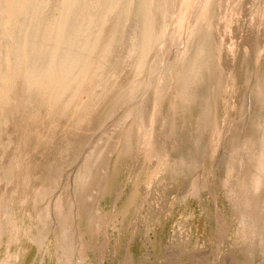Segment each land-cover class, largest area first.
<instances>
[{"label":"rangeland","instance_id":"1","mask_svg":"<svg viewBox=\"0 0 264 264\" xmlns=\"http://www.w3.org/2000/svg\"><path fill=\"white\" fill-rule=\"evenodd\" d=\"M131 1L119 41L113 44L108 32L116 11L106 15L103 42L112 48L108 62L99 64L91 82L65 107L63 101L52 103L53 92L43 94L35 83L27 87L26 68L10 69L20 66L11 52L21 49L23 43L14 39L21 32L27 44L35 38L51 45L54 39L42 37L46 23L64 14L72 2L33 0L26 13L12 18L8 13L10 20L6 0H0V73L7 69V77L0 75L5 89L0 93L7 96L0 100V225L5 226H0V264H264V155L256 188L254 173L260 168L254 169L246 145L242 149L236 141L245 140L256 126L264 135V0H188L186 11L185 0H151L157 35L141 65L138 53L128 52V42L140 32L144 0ZM82 5L76 7L81 6L82 17L101 14L94 0ZM153 14H159L160 23ZM192 62L195 68L201 64L192 74L198 77L187 80L189 86L183 76ZM124 68L134 75L125 74ZM126 85L129 96L125 92L120 101L113 99ZM4 100H9L6 111ZM23 140L31 142L29 148ZM46 187L47 193L39 196Z\"/></svg>","mask_w":264,"mask_h":264},{"label":"bare ground","instance_id":"2","mask_svg":"<svg viewBox=\"0 0 264 264\" xmlns=\"http://www.w3.org/2000/svg\"><path fill=\"white\" fill-rule=\"evenodd\" d=\"M31 1H33V0H6V4H4L5 6H6V10H7V16H8V19H10V17H9V15H8V13L10 14V16H11V18L12 17H14L15 15L17 16L19 13H22V11L24 12V13H26L28 10H29V8H30V6L31 5H33V4H31L30 2ZM85 0H70V2H72V6L71 7H68V6H65V13L64 14H62L60 17H56V18H54V19H52V20H50V22H48V23H46V27H45V29H44V33L42 34L43 36V38H48V40H51V39H54V41H53V43H51V45L49 44V46H45V45H42V44H40V43H38V41L35 39V38H33V39H31L30 40V43H28L27 44V40L25 39V38H23L25 35H23L22 34V32L19 34V35H17L16 36V38H14V39H16L17 41H20V42H22L23 44L21 45L20 43V46H21V49H19V50H17V49H15L14 51H16L17 50V52H11V54H14V53H16V55H17V58H18V60H16L15 59V63H16V61L18 62V63H20V66H16L15 67V69L14 68H10L11 70L13 69V70H15V71H17L18 70V68L17 67H25L26 68V74H24L23 75V77L25 76V83H27V87L29 86V85H32V84H34V85H37V87H38V90L40 91V89L42 90L41 92L43 93V94H46V93H48L47 91H49V93L50 92H53L54 93V95L52 96V97H54V100H52L53 102V104H55L56 106L58 105L57 103H59V102H61L62 103V101H63V104L65 103V107H67V104L70 102V100H72L75 96H76V94L78 93V91H80V89L86 84V83H90L91 82V79H92V75H93V72L95 71V69L99 66V64H101V62H103L105 59H106V62H108V60H107V58H108V56L110 57V54L107 56L106 54H108L109 53V50H110V43H109V41H107V42H103V38H104V31L105 30H107L106 28H105V25H106V15L108 14V12H111V11H116V16H115V20H114V22H113V25H112V27H111V30L108 32V34H110V36H109V40L112 38V44L115 42V41H119V37H118V35H119V33L121 32V30H122V27H123V21H124V18L129 14V11H130V8H131V5H132V1L131 0H94L95 1V3H96V5L99 7V9H100V13L101 14H98V13H85V14H83L84 16L85 15H87L86 17H82V9H81V6H80V8H76L78 5H80V3H81V5H82V3L84 2ZM157 1V0H156ZM158 1H160V0H158ZM162 1V0H161ZM184 1V0H183ZM3 2V1H2ZM5 2V1H4ZM87 2V1H86ZM136 2V1H135ZM138 2H140L139 0H138ZM151 2V0H144V2H142V4H140L141 5V12H142V16H141V20H142V24H141V28L139 27V29H140V32L139 33H137L136 32V34L135 33H133L132 34V36H131V39H130V41L128 42V40H127V42H128V44H129V50H128V52H131V54H132V52H137L138 53V60H137V62H138V65H141L142 63H143V61H144V58H145V54H146V50L148 49V47L150 46V44L152 45V43H151V41L154 39V36L155 35H157L156 34V29H154V27H153V21H152V14H151V12H150V10H149V7H150V5H149V3ZM61 3V2H60ZM155 3V2H154ZM161 3V2H160ZM208 3V2H207ZM215 3V2H214ZM89 4H91V2H89ZM209 4V3H208ZM65 5V4H64ZM64 5H63V7H64ZM95 5V4H94ZM139 5V6H140ZM163 5V4H162ZM184 6H183V9L182 10H185L186 11V9H187V6H188V0H185L184 1V4H183ZM1 6V5H0ZM83 6V5H82ZM87 6V5H86ZM2 7V6H1ZM0 7V8H1ZM4 7V6H3ZM33 7V6H32ZM134 7H136V6H134ZM152 7H153V5H152ZM154 7H155V5H154ZM158 7V6H157ZM166 7H167V5H166ZM39 8H41V7H38V9ZM68 8H70L69 10H68ZM74 8V9H73ZM76 8V9H75ZM138 8V7H137ZM136 8V9H137ZM170 8V7H169ZM2 9V8H1ZM4 9V8H3ZM136 9H134V11L136 10ZM146 9H148L149 11L147 12V10ZM34 10V9H33ZM95 10H97V9H95ZM145 10H146V12H145ZM152 10V9H151ZM157 10V9H156ZM155 10V11H156ZM32 11V10H31ZM68 11V12H67ZM134 11H133V13H134ZM152 11H154V10H152ZM158 11V10H157ZM184 11V12H185ZM196 11V10H195ZM264 11V10H263ZM135 12H137V11H135ZM159 12V11H158ZM163 12V11H162ZM183 12V11H182ZM182 12H181V15H182ZM183 12V13H184ZM3 14H4V12H2ZM62 13V12H61ZM157 13V12H156ZM203 14H204V12H203ZM202 14V15H203ZM1 15V14H0ZM6 15V14H5ZM98 15H100V17L98 16ZM154 16H155V14H153ZM181 15H180V18H181ZM197 15V14H196ZM206 15V14H205ZM38 16V15H37ZM132 16V15H131ZM135 16V15H134ZM182 16H184V15H182ZM3 17H6V16H3ZM39 17H40V15H39ZM158 18L159 17V14H158V16L156 15L155 16V18ZM204 17V16H203ZM30 18H31V14H30ZM32 18H33V16H32ZM139 18V17H138ZM162 18V17H161ZM21 19V18H20ZM26 19V18H25ZM24 19V20H25ZM6 21H7V19H5ZM11 20V19H10ZM10 20H9V22H10ZM29 20V19H28ZM182 20V19H181ZM13 21V20H12ZM31 21V20H30ZM132 21H134V18H133V16H132ZM131 21V23L133 24V22ZM159 23H160V21H159V18H158V20H157ZM156 21V22H157ZM197 21V20H196ZM8 22V23H9ZM22 22V21H21ZM36 23H35V26L37 27L38 26V23H41V18H40V21H39V19L37 20V21H35ZM135 22V21H134ZM139 22V21H138ZM207 22V21H206ZM26 23V22H25ZM159 23H158V25H156V26H159ZM1 24V23H0ZM5 24V23H4ZM7 24V23H6ZM27 24V23H26ZM25 24V25H26ZM131 24V25H132ZM156 24V23H155ZM205 24V23H204ZM14 25H15V22H14ZM14 25H12L13 27H14ZM131 25H130V27H131ZM199 25V24H198ZM6 26V25H5ZM34 25H33V28L35 27ZM44 26V25H43ZM155 26V27H156ZM31 27V26H30ZM206 27V26H205ZM209 27V26H208ZM1 28V27H0ZM10 28V27H9ZM18 28V27H17ZM26 28V27H25ZM40 28V27H39ZM132 28V27H131ZM134 28V27H133ZM201 28V27H200ZM12 29V28H11ZM11 29H9L8 31H10ZM37 29V28H36ZM135 29V31H136V27L134 28ZM2 30V29H1ZM21 30V29H20ZM130 30V29H129ZM155 30V31H154ZM157 30H158V27H157ZM195 30V29H194ZM197 30V29H196ZM202 30H204V28L202 29ZM12 31H13V29H12ZM22 31H24V30H22ZM25 31H26V29H25ZM35 31V30H34ZM38 31V30H37ZM27 32H28V30H27ZM158 32V31H157ZM200 32H201V29H200ZM198 33L197 35H198V38H199V36L201 35V33H203V31L201 32V33ZM9 34H10V32H8ZM16 33V32H15ZM37 33V32H36ZM4 34V33H3ZM138 34V35H137ZM200 34V35H199ZM15 35V34H14ZM13 35V36H14ZM196 35V34H195ZM0 36H2V35H0ZM28 36V35H27ZM130 36V35H129ZM8 37H10V36H8ZM15 37V36H14ZM127 37H128V34H127ZM2 38V37H1ZM28 38V37H27ZM156 38V37H155ZM198 38H194V39H198ZM201 38H203L202 36H201ZM205 38V37H204ZM9 39V38H8ZM12 39V38H11ZM10 39V40H11ZM127 39V38H126ZM174 40V39H173ZM14 41V40H13ZM17 41H16V44H18L17 43ZM194 41V40H193ZM192 41V42H193ZM197 41V40H196ZM202 41V40H201ZM203 41H205V39L203 40ZM12 42V41H11ZM121 42V41H120ZM191 42V41H190ZM206 42V41H205ZM204 42V43H205ZM42 43V42H41ZM126 43V42H125ZM197 43V42H196ZM201 43V42H200ZM208 43V42H207ZM207 43H206V45H207ZM13 44V43H12ZM15 44V43H14ZM14 44H13V46H14ZM15 44V45H16ZM202 44V43H201ZM17 46V45H16ZM75 46V48L76 49H73V47ZM112 46V45H111ZM168 46V45H167ZM208 46V45H207ZM18 47V46H17ZM2 48V47H1ZM0 48V49H1ZM8 48V47H7ZM191 48V47H190ZM189 48V49H190ZM206 48L207 47H205L204 49L206 50ZM6 49V48H5ZM112 49V48H111ZM164 49V48H163ZM199 49H200V46H199ZM10 50H12L13 51V48L12 49H10ZM99 51V53H98V55H96V56H92L91 55V52H93V51ZM115 50H117V49H115ZM165 50V49H164ZM203 50V49H202ZM201 49H200V53H201V51H202ZM207 50H208V48H207ZM6 51V50H5ZM91 51V52H90ZM90 52V55L88 54ZM107 52V53H106ZM127 52V53H128ZM148 52V51H147ZM205 52V51H204ZM4 53V52H3ZM6 53V52H5ZM4 53V54H5ZM198 53V52H197ZM199 53V54H200ZM7 54L9 55V53L7 52ZM6 54V55H7ZM189 54V53H188ZM199 54H197L198 56H199ZM210 54V53H209ZM7 55V56H8ZM122 55V54H121ZM133 55V54H132ZM204 55V57L205 56H207V55H205V54H203ZM4 56V55H3ZM6 56V57H7ZM12 56V55H11ZM28 56V58H30L29 59V62L26 60V57ZM127 56L129 57L130 56V54H127L126 55V58H127ZM13 57V56H12ZM106 57V58H105ZM134 57V56H133ZM192 57V56H191ZM197 57V56H196ZM201 57V56H200ZM203 57V56H202ZM203 57V58H204ZM210 57V56H209ZM208 57V58H209ZM14 58H15V56H14ZM129 58H131V57H129ZM128 58V59H129ZM188 58V57H187ZM194 58H195V55H194ZM207 58V59H208ZM8 59H9V57H8ZM11 59V58H10ZM58 59H60L59 61H57ZM109 59V58H108ZM132 59V58H131ZM177 59V58H176ZM201 59V58H200ZM199 59V60H200ZM13 60V59H12ZM24 60H25V62L27 63V66H23V62H24ZM125 60V59H124ZM123 60V61H124ZM197 60H198V57H197ZM198 60V62H201V61H199ZM129 61V60H128ZM24 62V63H25ZM105 62V61H104ZM132 62V61H131ZM197 62V66H196V68H195V64L193 63V65H191L188 69H187V71H186V73H185V76H183V83H187V80L189 79V78H191L190 76L192 75V74H194L197 70H195V69H197V67H199L198 65H200L202 62H203V60H202V62L201 63H198ZM125 63H127L126 61H125ZM124 63V64H125ZM133 63V62H132ZM191 63V62H190ZM204 63V62H203ZM202 63V65H204ZM14 63H12V65H13ZM104 64V63H103ZM106 64V63H105ZM124 64L122 65V67L124 66ZM151 64V63H150ZM185 64V63H184ZM7 65V64H6ZM79 65V67L80 66H82L83 65V67H82V69H80L79 71V73L75 76V78L74 79H71L74 75H75V73L74 72H76V70H75V67H77ZM131 65V64H130ZM173 65V67L175 66V64H172ZM189 65V64H188ZM5 66V65H4ZM1 67V66H0ZM12 67V66H11ZM103 67V66H102ZM128 66H126V68H127ZM130 67V66H129ZM128 67V68H129ZM200 67H203V66H200ZM2 68V67H1ZM1 68H0V70H1ZM6 68V67H5ZM100 68H101V66H100ZM99 68V69H100ZM179 68V67H178ZM177 68V69H178ZM4 69V68H3ZM17 69V70H16ZM134 69V68H133ZM167 69V68H166ZM169 69V68H168ZM174 69V68H173ZM7 70V69H6ZM6 70H4V71H6ZM10 70V71H11ZM20 70V69H19ZM120 70V69H119ZM150 70V69H149ZM2 71V70H1ZM1 72L2 73V77H4L5 76V74H4V76H3V73H5V72ZM14 71V72H15ZM21 71V70H20ZM120 71H122V70H120ZM124 71H125V74H126V72H127V74H129L128 73V71H126L125 70V68H124ZM177 71V70H176ZM13 72V73H14ZM18 72V71H17ZM17 72H16V75H17ZM136 72V71H135ZM168 72V71H167ZM180 72V71H179ZM201 72H203V71H201ZM1 73H0V75H1ZM10 74H11V72H9ZM73 73H74V75H73ZM106 73V72H105ZM132 73V72H131ZM165 73V72H164ZM19 74V73H18ZM21 75H22V73H20ZM115 74V73H114ZM113 74V75H114ZM133 74V73H132ZM131 74V75H132ZM195 74H197V73H195ZM9 75V74H8ZM73 75V76H72ZM121 75H122V73H121ZM130 75V74H129ZM130 75V76H131ZM134 75V74H133ZM160 75V74H159ZM263 75V74H262ZM11 76H13L12 74H11ZM99 76V75H98ZM110 76V75H109ZM127 76V75H126ZM125 76V77H126ZM192 76H194V75H192ZM196 76V78L198 77V75H195ZM194 76V77H195ZM1 77V76H0ZM5 77H7V73H6V76ZM14 77V76H13ZM16 77V76H15ZM14 77V78H15ZM121 77V76H120ZM125 77H123V78H125ZM134 77V76H133ZM153 77V76H152ZM13 78V79H14ZM18 78V77H17ZM127 78V77H126ZM166 78V77H165ZM195 78V79H196ZM6 79H8V78H6ZM12 78H10V80H11ZM20 79H21V77H20ZM131 79V78H130ZM135 79V78H134ZM194 79V78H193ZM192 78L190 79L191 81L193 80ZM263 79V78H262ZM0 80H3V79H0ZM5 80V79H4ZM129 80V79H128ZM189 80V81H190ZM6 81V80H5ZM14 81V80H13ZM12 81V82H13ZM17 81H18V79H17ZM95 81V80H94ZM124 81V79L121 81V82H123ZM129 81H131V80H129ZM134 80H132V82H133ZM143 81H144V79H143ZM161 81H162V79H161ZM182 81V80H181ZM180 81V82H181ZM188 81V82H189ZM190 81V82H191ZM264 81V80H263ZM262 81V82H263ZM4 82V81H3ZM12 82H9L10 84L12 83ZM23 82V81H22ZM131 82V83H132ZM145 82V81H144ZM189 82V83H190ZM193 82V81H192ZM191 82V83H192ZM7 83H8V80H7ZM17 83H19V81L17 82ZM127 83H128V81H127ZM126 83V84H127ZM143 83V82H142ZM141 83V84H142ZM154 83V82H153ZM195 83V82H194ZM2 84V83H1ZM4 84H5V82H4ZM16 84V83H15ZM24 84V83H23ZM125 84V83H124ZM134 84V83H133ZM133 84L131 85V86H133ZM164 84V83H163ZM7 85V84H6ZM6 85H5V88H6ZM13 85V84H12ZM19 85V84H18ZM22 85V84H21ZM128 85V84H127ZM127 85L125 86V88H123V86H122V88L121 89H118V91H117V96L116 97H118V98H113V99H117V100H119L120 101V99L121 98H119L120 97V95H122V93H125L126 92V94H127V90H129L128 89V87H127ZM139 85V84H138ZM153 85V84H152ZM166 85V84H165ZM187 85H189L188 83H187ZM15 86V85H14ZM142 86V85H141ZM162 86H164V85H162ZM190 86V85H189ZM188 86V87H189ZM194 86V85H193ZM264 86V85H263ZM9 87V86H8ZM26 87V86H25ZM24 87V88H25ZM31 87V86H30ZM30 87H29V89H30ZM32 87H33V85H32ZM35 87V86H34ZM36 87V88H37ZM120 87V86H119ZM137 87V86H136ZM144 87V86H143ZM161 87V86H160ZM184 87H186V86H184ZM187 87V88H188ZM257 87V86H256ZM0 88H2V90L1 91H4L3 90V86L2 87H0ZM12 87H10L9 88V90L11 89ZM36 88H35V90H36ZM113 88V87H112ZM164 88V87H163ZM262 87L261 86H259V90L261 89ZM6 89H8V88H6ZM27 89L28 88H26V92H27V94L31 91V89L29 90V91H27ZM130 89H131V87H130ZM38 90H36V91H38ZM68 90V92H67V94H66V91ZM97 90V89H96ZM135 90H136V88H135ZM134 90V91H135ZM139 90H140V88H139ZM164 90V89H163ZM189 90V89H188ZM258 90V91H259ZM7 91V90H6ZM12 91V89L10 90V92ZM18 91V90H17ZM32 91H33V88H32ZM38 91V92H39ZM130 91V90H129ZM166 91V90H165ZM8 93H10L9 91H7ZM14 92V91H13ZM38 92H35V93H38ZM100 92V91H99ZM131 92V91H130ZM139 92V91H138ZM160 92V91H159ZM183 92H185V91H183ZM6 93V92H5ZM5 93L4 92H1L0 93V97H3L4 95H5ZM7 93V94H8ZM18 93V92H17ZM31 93V92H30ZM32 93H34V92H32ZM34 93V94H35ZM95 93H96V91H95ZM129 93V92H128ZM14 94V93H13ZM25 94V93H24ZM40 94V93H39ZM65 94L66 95H68V96H65ZM100 94V93H99ZM98 94V95H99ZM189 94V93H188ZM258 94H259V92H258ZM20 95V94H19ZM26 95V94H25ZM23 96V97H25L26 98V96ZM32 95V94H31ZM96 95V94H95ZM94 95V96H95ZM124 95V94H123ZM128 96H129V94H127ZM14 96H16L15 94H14ZM34 96V95H33ZM35 96H37V95H35ZM39 96H41V94L39 95ZM47 96H49V95H46V97ZM115 96V95H114ZM124 96H126V95H124ZM134 96V95H133ZM137 96V95H136ZM183 96H185V95H183ZM187 96V95H186ZM5 97V96H4ZM4 97L3 98H1L0 100H2V99H4ZM7 97V96H6ZM6 97H5V99H6ZM20 97V96H19ZM28 97H30V95L28 96ZM38 97V96H37ZM121 97H123V96H121ZM189 97V96H188ZM261 97V96H260ZM264 97V96H263ZM35 98V97H34ZM41 98V97H40ZM96 98V97H95ZM133 98H135V97H133ZM181 98V97H180ZM184 98V97H183ZM33 99V98H32ZM9 100H10V98H9ZM9 100H8V104H7V102H5V100H4V105H5V103H6V106H5V108H4V110L6 111V109H7V107L9 106ZM13 100V99H12ZM37 100V99H36ZM44 100V99H43ZM184 100H185V98H184ZM183 100V101H184ZM7 101V100H6ZM24 101V100H23ZM28 101H31V98L28 100ZM48 101V100H47ZM55 101V102H54ZM128 101V100H127ZM188 101V100H187ZM2 102V101H1ZM11 102V101H10ZM32 102H33V100H32ZM36 102V101H35ZM113 102V101H112ZM112 102H111V104H112ZM25 103H28V102H25ZM34 103V102H33ZM33 103H32V105H33ZM88 103V102H87ZM114 103V102H113ZM116 103V102H115ZM117 103L119 104L120 102H118L117 101ZM116 103V105H118ZM121 103H123V102H121ZM186 103V102H185ZM1 104V103H0ZM3 104V103H2ZM24 104V103H23ZM37 104H39V97H38V103ZM52 104V105H53ZM60 104V103H59ZM70 104V103H69ZM68 104V105H69ZM126 104V103H125ZM8 105V106H7ZM10 105H12V102H11V104ZM26 105V104H25ZM30 105V104H29ZM28 105V106H29ZM35 105V104H34ZM40 106H41V104H39ZM102 105V104H101ZM113 105V104H112ZM137 105V104H136ZM144 105V104H143ZM178 105V104H177ZM14 106V105H13ZM17 106V105H16ZM27 106V105H26ZM28 106H27V108H28ZM110 106V105H109ZM114 106H115V104L112 106L113 108H114ZM4 106H2V108H3ZM30 107H31V105H30ZM36 107H38V106H36ZM35 107V108H36ZM52 107H54L55 108V106L53 105ZM117 107V106H116ZM146 107V106H145ZM26 108V109H27ZM38 108H40V107H38ZM147 108V107H146ZM9 109V108H8ZM21 109H22V107H21ZM24 109V108H23ZM26 109H25V111H26ZM32 109V108H31ZM63 109H65L64 107H63ZM85 109V108H84ZM134 109V108H133ZM137 109V108H136ZM135 109V110H136ZM143 109V108H142ZM11 111H12V107H11V109H10ZM28 111H29V109H27ZM33 110H35V109H33ZM51 110H52V108H51ZM56 110V109H55ZM107 110V109H106ZM109 110V109H108ZM110 110H111V108H110ZM109 110V111H110ZM116 110V109H115ZM5 111H4V113H5ZM113 111V110H112ZM17 112L18 111H16V114H17ZM24 112V111H23ZM22 112V113H23ZM27 112V111H26ZM26 112H25V114H26ZM33 112V111H32ZM96 112V111H95ZM135 112V111H134ZM143 112V111H142ZM2 113H3V111H2ZM4 113L2 114V115H4ZM8 113H9V111H8ZM12 113V112H11ZM52 113V112H51ZM84 113H85V111L83 112L82 111V113H81V115H84ZM103 113V112H102ZM108 113V112H107ZM144 113V112H143ZM18 114H19V112H18ZM28 114H30V112L28 113ZM53 114V113H52ZM51 114V115H52ZM55 114V113H54ZM11 115H13L14 116V113H12ZM50 115V114H49ZM58 115V114H57ZM61 115H63V114H61ZM60 115V116H61ZM86 115H87V113H86ZM111 115V114H110ZM124 115H125V113H124ZM143 115V114H142ZM12 116V117H13ZM25 116V115H24ZM28 116V115H27ZM30 116H32V118H33V115L31 114ZM53 116V115H52ZM64 116V115H63ZM140 116V115H139ZM3 117V116H2ZM21 117V116H20ZM37 117V116H36ZM11 118V117H10ZM34 118H35V116H34ZM8 119V118H7ZM40 119V118H39ZM45 119V118H44ZM43 119V120H44ZM54 119V118H53ZM78 119V118H77ZM136 119H137V117H136ZM19 120H20V118H19ZM47 120H48V118H47ZM46 120V121H47ZM52 120V119H51ZM84 120V119H83ZM139 120H141V119H139ZM1 121V120H0ZM120 121V120H119ZM122 121V120H121ZM143 121V120H142ZM141 121V122H142ZM50 122V121H49ZM58 122H60V121H58ZM81 122V121H80ZM4 123H5V120H4ZM23 123V122H22ZM54 123H55V121H54ZM57 123V122H56ZM56 123H55V126H57L56 125ZM139 123V122H138ZM8 124H9V122H8ZM8 124H6L5 123V125L7 126ZM58 124V123H57ZM75 124H76V122H75ZM81 125V124H80ZM133 125V124H132ZM138 125V124H137ZM251 125H252V122H251ZM4 126V125H3ZM52 126H54V125H52ZM77 126V125H76ZM253 127L254 126H256V125H252ZM252 126H251V128H252ZM5 127V126H4ZM120 127V126H119ZM135 127V126H134ZM5 128H7V127H5ZM17 128V127H16ZM56 128V127H55ZM69 128V127H68ZM126 128V127H125ZM136 128V127H135ZM250 128V127H249ZM250 128V129H251ZM255 128H256V130H255ZM254 129L252 128L250 131H247V137H246V139L245 140H242L241 142H239L240 141V139H236V141H237V144H240L241 145V148L243 149V146L245 147V145H246V147L244 148L245 150H246V156L248 155V158L253 162V163H255L256 164V166L254 165V169L256 170V168H257V171H258V168H260L259 170L260 171H258L259 172V174H258V172H257V176H256V172L254 173V179H253V183H254V185L256 186V188L258 187L257 185L258 184H260V179H262L261 177L262 176H260V174H262L261 173V165H263L262 164V162L264 161V159H263V161H262V158H263V152H264V135H263V133H262V135H263V137L262 136H260V129L256 126ZM18 129V128H17ZM74 129V128H73ZM134 129V128H133ZM132 129V130H133ZM75 130H76V127H75ZM264 130V129H263ZM2 131V130H1ZM48 131V130H47ZM80 131V130H79ZM18 132V131H17ZM17 132L15 133V134H17ZM44 132V131H43ZM81 132V131H80ZM137 132V131H136ZM12 133V132H11ZM1 134V133H0ZM5 134V133H4ZM133 134V133H132ZM2 135V134H1ZM54 135V134H53ZM9 137V136H8ZM131 137V136H130ZM13 138V137H12ZM55 138V137H54ZM112 138V137H111ZM9 140H11V137H9L8 138ZM109 140V139H108ZM8 140L6 139V141L5 142H7ZM128 141V140H127ZM126 141V142H127ZM9 142V141H8ZM12 142H13V140H12ZM23 142H24V147L27 149V148H29V146L31 145V142H29L28 140H23ZM54 142V141H53ZM61 142V141H60ZM1 143H3V142H1ZM52 143V142H51ZM11 144V142L10 143H8V146ZM127 144V143H126ZM2 145V144H1ZM66 145V144H65ZM129 145V144H128ZM28 146V147H27ZM40 146V145H39ZM63 146V145H62ZM1 147V146H0ZM10 147V146H9ZM4 150V149H3ZM6 150V149H5ZM9 150V149H8ZM66 150V149H65ZM127 150V149H126ZM239 150H241V149H239ZM5 152V151H4ZM4 152H3V154H4ZM239 153V152H238ZM235 155V154H234ZM3 157V156H2ZM20 157V156H19ZM22 157V156H21ZM231 157V156H230ZM243 157V156H242ZM262 157V158H261ZM12 158V157H11ZM27 159V158H26ZM247 159V158H246ZM9 160V159H8ZM234 160V159H233ZM10 161H12V160H10ZM21 161V160H20ZM27 162V161H26ZM250 162V161H249ZM1 163H3V162H1ZM22 163V162H21ZM10 164H11V162H10ZM231 165V164H230ZM251 165V164H250ZM8 166V165H7ZM56 166V165H55ZM261 166V167H260ZM13 167V166H12ZM51 167V166H50ZM59 167V166H58ZM256 167V168H255ZM196 168V167H195ZM234 168V167H233ZM250 169V168H249ZM253 169V170H254ZM10 170H11V168H10ZM30 164L29 165H27L26 167H25V173L26 174H28L30 171ZM263 170V169H262ZM8 172V171H7ZM13 172V171H12ZM12 172H11V174H12ZM50 172V171H49ZM244 172H245V170H244ZM56 173V172H55ZM60 173V172H59ZM58 174V173H57ZM248 175V174H247ZM12 176V175H11ZM10 176V177H11ZM84 177V176H83ZM248 177L245 175L244 176V179H247ZM253 178V177H252ZM251 178V179H252ZM243 179V180H244ZM250 179V180H251ZM3 180V179H2ZM30 180V179H29ZM105 180V179H104ZM237 180V179H236ZM248 180H249V178H248ZM5 181V180H4ZM11 181V180H10ZM23 181V180H22ZM86 181V180H85ZM229 181V180H228ZM241 181V180H240ZM29 182V181H28ZM50 182V181H49ZM55 182V181H54ZM57 182V181H56ZM251 182V181H250ZM23 183H25V180H24V182ZM230 183V182H229ZM233 183V182H232ZM241 183V182H240ZM238 184V183H237ZM28 185H29V183H28ZM44 185V184H43ZM53 185V184H52ZM227 185V184H226ZM251 186H252V184H250ZM253 185V186H254ZM5 186H6V184H5ZM238 186H240V185H238ZM242 186V185H241ZM250 186V187H251ZM236 187V186H235ZM248 187V186H247ZM51 188V187H50ZM58 188V187H57ZM252 188H254V187H252ZM243 189V188H242ZM6 190V189H5ZM11 190V189H10ZM58 190V189H57ZM56 190V191H57ZM229 192V191H228ZM248 192H249V190H248ZM256 192V191H255ZM47 193V187L45 188V189H43L42 191H40L39 193H38V195L39 196H41V195H45ZM242 194V193H241ZM243 194H245V193H243ZM59 195V194H58ZM248 195V194H247ZM246 195V196H247ZM2 196V195H1ZM261 196V195H260ZM4 197H5V195H4ZM59 197V196H58ZM47 198V197H46ZM245 198V197H244ZM247 198V197H246ZM23 202V201H22ZM45 202V201H44ZM6 203H7V201H6ZM54 203H56V201L54 202ZM38 204V203H37ZM24 205V204H23ZM42 205V204H41ZM6 206V205H5ZM7 206H9V205H7ZM58 206V205H57ZM45 209H43V210H45L46 211V207H44ZM54 208V207H53ZM7 209V208H6ZM10 209H8V211H9ZM49 210V209H48ZM0 211H1V209H0ZM6 211V210H5ZM7 211V212H8ZM41 211V210H40ZM45 211H43V212H45ZM56 211V210H55ZM2 212H3V210H2ZM7 212H6V214H7ZM10 212V211H9ZM43 212H41V215H42V213ZM255 213V212H254ZM11 214V213H10ZM28 214V213H27ZM39 214V213H38ZM47 214H48V212H47ZM260 214V213H259ZM44 215L45 214H43V217H44ZM57 215V214H56ZM7 215H5V218H7L6 217ZM39 217V216H38ZM42 217V216H41ZM47 217V216H46ZM257 217H258V214H257ZM48 218V217H47ZM9 219H10V217H9ZM42 219V218H41ZM40 218H39V221L41 220ZM49 219V218H48ZM43 220H46V218L44 219L43 218ZM43 220H41V221H43ZM264 220V219H263ZM262 220V226H263V228H264V221ZM4 223H6V221L4 222ZM3 223V224H4ZM41 223V222H40ZM39 222H38V224L39 225H42L43 223H41L40 224ZM257 223V222H256ZM5 225V224H4ZM44 225H46V223L44 222ZM44 225H42L41 227H43ZM257 225H258V223H257ZM1 226V225H0ZM1 227H5V226H1ZM48 227H49V225H48ZM258 227V226H257ZM37 228V227H36ZM262 228V229H263ZM41 229V228H40ZM260 229V228H259ZM1 231H3V229L1 228L0 229ZM37 230V229H36ZM47 230V229H46ZM44 231V230H43ZM259 231V230H258ZM40 232H41V230H40ZM252 233V232H251ZM39 235V234H38ZM65 235V234H64ZM41 236V235H40ZM42 236H45V235H42ZM252 237V236H251ZM260 237V236H259ZM1 238V237H0ZM42 238H44V237H42ZM65 238V237H64ZM67 238V237H66ZM257 238V237H256ZM36 239V238H35ZM41 240V239H40ZM67 240V239H66ZM70 240V239H69ZM37 242V241H36ZM42 242V241H41ZM66 242V241H65ZM63 243V242H62ZM250 243H252V242H250ZM249 243V245H252V244H250ZM248 244V243H247ZM72 245V244H71ZM39 247V246H38ZM252 247V246H251ZM41 248V247H40ZM248 248V247H247ZM66 251H69V250H66ZM69 252H71V251H69ZM69 252H68V254H69ZM7 256V255H6ZM63 256V255H62ZM69 256H70V254H69ZM7 258V257H6ZM60 258V257H59ZM6 260H8V259H6ZM6 262V261H5ZM66 262V261H65ZM62 264H63V262H62Z\"/></svg>","mask_w":264,"mask_h":264}]
</instances>
